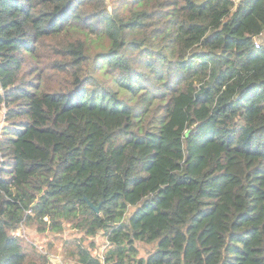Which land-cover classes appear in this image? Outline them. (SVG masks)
I'll return each instance as SVG.
<instances>
[{
    "label": "trees",
    "instance_id": "16d2710c",
    "mask_svg": "<svg viewBox=\"0 0 264 264\" xmlns=\"http://www.w3.org/2000/svg\"><path fill=\"white\" fill-rule=\"evenodd\" d=\"M0 115V264H264V0H0Z\"/></svg>",
    "mask_w": 264,
    "mask_h": 264
},
{
    "label": "rangeland",
    "instance_id": "374dc122",
    "mask_svg": "<svg viewBox=\"0 0 264 264\" xmlns=\"http://www.w3.org/2000/svg\"><path fill=\"white\" fill-rule=\"evenodd\" d=\"M112 2V0H108ZM235 3L238 0H233ZM3 115H0V131L3 127ZM18 238L25 247L28 245H34L36 249L43 253H48L52 264H74L75 263V246L73 244L64 245L65 241H79L83 239V246H87L90 242L95 243V247L91 249L92 255L95 257H101L106 249L105 240L102 234H98L96 237H86L80 232H76L65 226V230L59 234H54L51 232H39L36 225L33 223H24L16 232ZM155 244L143 245L140 250V256H144L146 251L152 249Z\"/></svg>",
    "mask_w": 264,
    "mask_h": 264
},
{
    "label": "water",
    "instance_id": "95a60500",
    "mask_svg": "<svg viewBox=\"0 0 264 264\" xmlns=\"http://www.w3.org/2000/svg\"><path fill=\"white\" fill-rule=\"evenodd\" d=\"M84 201L87 203V205L89 206L90 209H92L93 211H95L96 213H98L100 205L96 206L94 205L91 201H89L86 197H84Z\"/></svg>",
    "mask_w": 264,
    "mask_h": 264
},
{
    "label": "built area",
    "instance_id": "2783aa9c",
    "mask_svg": "<svg viewBox=\"0 0 264 264\" xmlns=\"http://www.w3.org/2000/svg\"><path fill=\"white\" fill-rule=\"evenodd\" d=\"M256 46L258 47V44H256Z\"/></svg>",
    "mask_w": 264,
    "mask_h": 264
}]
</instances>
